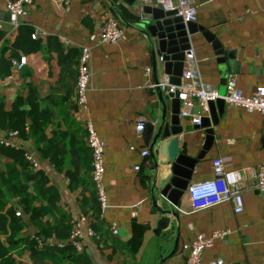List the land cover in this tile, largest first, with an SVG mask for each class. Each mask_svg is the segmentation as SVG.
Wrapping results in <instances>:
<instances>
[{
	"label": "crops",
	"instance_id": "0c3cea01",
	"mask_svg": "<svg viewBox=\"0 0 264 264\" xmlns=\"http://www.w3.org/2000/svg\"><path fill=\"white\" fill-rule=\"evenodd\" d=\"M8 1L11 0H0V73L8 65L7 74L0 75V100L4 111H8L15 98L26 103L32 95L43 143L17 134L10 136L11 131L1 129L0 138L15 149L30 151L38 162L36 170L43 172L47 185L57 193L49 223L64 215L69 224L84 217L80 223L82 231L94 226L95 237L83 236L82 250L77 253L85 254L90 264H183L187 254L182 248L184 244L198 235L208 237L213 231L226 230L224 238L214 239L212 246L202 251L200 264L217 259L222 264H264V195L247 188L241 191L243 208L238 214L232 212L229 202L192 212L185 189L175 208L166 204L175 216L167 215V228L157 231L161 216L150 199L157 196L156 190L152 196L150 193L152 161L148 154L140 155L142 151L147 153V147L142 130L136 134L134 127L138 119H143L144 125L151 124L153 134L161 112L164 122L169 123L170 101L162 92L161 104L155 95V83L165 75L148 36L139 27L143 7H139L137 0L130 5L123 0H32L16 27L8 23ZM193 3L194 31L187 39L197 61L200 81L223 94L225 81L232 75L244 97H249L255 87H264V0ZM108 19L115 21L122 31L115 44L98 40V31ZM26 30L29 35L40 30L45 36L31 40ZM17 39L20 45L15 48ZM80 46L90 49L91 73L81 110L74 104ZM215 48L221 54H216ZM20 57L25 58V64L14 70L11 61ZM218 107L213 108L214 122L209 112L203 114L208 126L201 128L179 118L178 106L181 133L169 139H177L180 153L194 160L191 166L188 163L190 170L181 167L189 172L186 188L212 178L214 158L225 160L228 169L239 171L242 179L251 183L250 172L263 159L264 117L224 103ZM21 108L28 110L26 104ZM194 111L199 109L195 107ZM85 120L92 123L103 143L106 208L102 212L97 211L90 183ZM49 139L55 166L41 151ZM7 162L0 157V169ZM167 168L160 167L164 171ZM5 199L1 215L6 209L19 211L20 216L14 215L20 219L19 234L35 236L36 230L17 206V200L7 194ZM156 204L161 207L164 201L157 196ZM46 220L42 218V222ZM111 223L115 224L117 235L111 234ZM5 238L0 234V264H54L50 259L33 260L29 250L21 245L4 253ZM39 238L45 245L56 243L52 237ZM60 264L73 263L64 260Z\"/></svg>",
	"mask_w": 264,
	"mask_h": 264
},
{
	"label": "built area",
	"instance_id": "2783aa9c",
	"mask_svg": "<svg viewBox=\"0 0 264 264\" xmlns=\"http://www.w3.org/2000/svg\"><path fill=\"white\" fill-rule=\"evenodd\" d=\"M32 0H11L5 4V11L8 16V23L16 27L18 19L23 14L24 9L31 4ZM139 7L158 8L163 12L174 11L175 16L179 17L183 23L194 22L196 11L193 0H137ZM122 31L119 25L108 19L98 31V40L100 43L115 44L121 37ZM38 36H45L40 30H33L30 39L35 40ZM160 60V58H159ZM183 66L179 77V84L173 85L168 83V77L164 76L157 83L158 87L165 94H176L179 102V118H186L193 127L200 124V119L207 111V103L217 99L224 104L243 109L246 112H255L264 117V87H255L249 97H244L236 88L235 79L229 75L225 81L224 93L218 92L203 83L199 79L197 70V61L193 50L187 48L183 52ZM25 64V58L20 57L18 60H12L11 66L14 70L20 69ZM149 70H146L148 72ZM90 49L88 46L79 47L77 59L76 77L74 83V104L77 109H83L86 102V93L90 82ZM197 107L199 111H194ZM143 119H138L134 130L139 134L143 128ZM85 131V143L90 152V181L95 191L96 202L100 212L106 208L105 194L102 187L103 176V143L98 138L92 123L88 120L83 122ZM10 136H15L16 132H11ZM0 145L14 147L7 140L0 138ZM263 159L254 171L250 172L253 179L247 183L242 179L241 173L236 170L227 168V163L221 158H214L211 161L212 178L206 181L191 183L186 188V195L189 203V209L192 212L199 211L220 204L229 202L232 212L238 214L242 211V189H250L264 195V141L262 144ZM146 151L140 155L146 156ZM24 161L33 169L38 168V162L33 154L24 150L22 153ZM138 170V167H134ZM15 216H20L19 211L14 212ZM84 221L81 217L78 223L72 224L68 242L76 252H81L80 240L85 237H95L91 227H86L84 231L80 228V223ZM110 232L117 235V229L114 223L110 224ZM226 230L213 231L208 237L202 235L196 236L191 242L184 244L183 249L187 250L183 264H200L201 253L204 249L210 248L214 239H222L226 236ZM207 264H222L217 259L209 261Z\"/></svg>",
	"mask_w": 264,
	"mask_h": 264
},
{
	"label": "trees",
	"instance_id": "16d2710c",
	"mask_svg": "<svg viewBox=\"0 0 264 264\" xmlns=\"http://www.w3.org/2000/svg\"><path fill=\"white\" fill-rule=\"evenodd\" d=\"M29 32V30H26L28 38L30 36ZM2 36L3 32L0 31V39ZM19 45L20 41L17 39L13 47L17 48ZM6 63L8 64V61ZM4 68L5 71L0 73V75L7 74L8 65ZM23 104L28 106L27 111L21 108ZM33 104L32 95L27 99L26 103L19 98H15L10 110L4 111L3 103L0 100V129L16 132L20 138L30 137L43 143L39 135L41 125L37 121V114H35V106ZM26 119L29 120L28 124ZM51 143L52 140L50 139L45 141L41 151L42 155L55 166V159L53 158L55 153L50 150L49 146ZM22 153V150L0 145V157L9 160L0 169V212L6 203L5 194L15 198L17 206L23 214L28 216L36 230V234L33 237L21 236L19 234L20 219L14 216V210L6 209L3 215L0 213V234L6 235L5 243L7 247H4V253L15 246L21 245L29 250L30 257L33 260L50 259L54 264H60L64 260H71L73 264H90V260L85 254L77 253L69 244L68 237L72 224L67 222V218L61 215L59 219L54 220L52 223L48 222L49 217L53 213L58 195L47 185L43 172L33 170L24 161ZM92 190L98 211L99 208L93 185ZM44 217L47 220L42 222ZM94 217L97 219V213H94ZM6 222L7 229L5 228ZM92 230H94V226H92ZM39 236L43 237L44 240L52 237L58 244L45 245V241H41Z\"/></svg>",
	"mask_w": 264,
	"mask_h": 264
},
{
	"label": "water",
	"instance_id": "95a60500",
	"mask_svg": "<svg viewBox=\"0 0 264 264\" xmlns=\"http://www.w3.org/2000/svg\"><path fill=\"white\" fill-rule=\"evenodd\" d=\"M127 4H131L134 0H123ZM142 16L139 17V27L144 30L149 38V42L153 48L154 55L160 58L162 62V72L168 76V83L173 85L179 84V77L183 66V52L188 48L187 36L194 31L193 22L183 23L179 17L175 16L174 11L163 12L158 8L143 7L141 10ZM8 17V16H7ZM204 36H208L205 34ZM216 54H221L220 50L215 48ZM157 82L155 83V86ZM155 95L157 100L164 104L162 91L156 87ZM170 101V117L169 123L164 122L161 112V119L159 120L155 130L152 134L153 127L147 123L142 128V136L144 145L147 147V154L151 159V180L150 193L157 191V196L160 197L164 204L159 207L157 196H152V207L161 216L157 222V231L167 228V215L175 216L172 209H168L166 204L173 208L176 207L177 200L182 196L186 189L189 172L184 171L181 167L190 170L189 165L194 160L187 159L180 153L177 146V139H169L181 133V128L178 127L177 111L179 102L176 99V94H165ZM223 104V101L217 99L213 102L207 103V112L212 122H214V107ZM207 118L201 117L200 124L197 127L207 128ZM205 132L209 134L206 129ZM209 138L206 137V143ZM206 148V145H205ZM161 166H168L164 171ZM166 172V173H165ZM172 210V211H171Z\"/></svg>",
	"mask_w": 264,
	"mask_h": 264
}]
</instances>
